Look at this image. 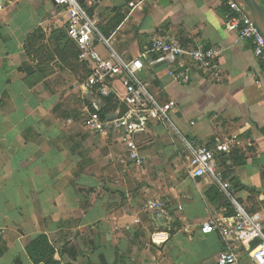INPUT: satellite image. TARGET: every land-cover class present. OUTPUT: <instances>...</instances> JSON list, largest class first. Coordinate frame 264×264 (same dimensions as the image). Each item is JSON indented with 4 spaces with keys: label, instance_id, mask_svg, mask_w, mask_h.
Segmentation results:
<instances>
[{
    "label": "crops",
    "instance_id": "1",
    "mask_svg": "<svg viewBox=\"0 0 264 264\" xmlns=\"http://www.w3.org/2000/svg\"><path fill=\"white\" fill-rule=\"evenodd\" d=\"M0 6V264H43L26 250L40 233L62 264H216L221 237L200 228L231 204L208 177H190L191 141L237 136L216 164L236 201L264 219V70L249 42L225 29L220 0H99L90 9L103 56L130 60L158 36L219 50L218 79L195 69L178 83L163 62L137 74L174 104L168 120L138 127L140 163L114 135L85 127L91 96L73 86L85 71L67 52L61 10L50 0ZM113 87L122 93L119 79ZM155 199L164 213L145 210ZM238 263L253 264L241 250Z\"/></svg>",
    "mask_w": 264,
    "mask_h": 264
},
{
    "label": "built area",
    "instance_id": "2",
    "mask_svg": "<svg viewBox=\"0 0 264 264\" xmlns=\"http://www.w3.org/2000/svg\"><path fill=\"white\" fill-rule=\"evenodd\" d=\"M50 1L61 10L65 36L75 46L77 61L87 70V74L73 84L82 93L91 96L90 108L84 120L85 127L94 132L114 135L125 145L129 157L135 163H140L134 140L138 127L148 119L168 120V113L174 104L171 100L158 99L150 92V82L141 80L137 74L146 66L163 62L170 77L178 83L188 82L195 69L203 75L218 79L216 57L219 50L200 45L183 47L174 39L158 36L151 38L144 50L130 60H123L113 51L103 56L95 50L94 41L95 38L102 42L107 40L99 33L97 20L90 14V9L99 0ZM220 1L228 10L225 29L235 32L240 40L249 42L253 56L264 70V37L238 3L234 0ZM129 5L134 7L132 2ZM117 79L122 86L121 94L113 87ZM110 96L125 107L123 113L119 107L104 115L99 113L104 105L103 98ZM237 142V136L230 135L215 141L211 146L205 143L195 145L192 141L189 144L190 177H208L225 193L232 207V214L203 222L200 231L204 234L217 232L221 237L223 248L217 256L216 264H239L240 250L245 252L253 264H264V219L258 213L247 212L236 201L230 180L216 164V156L229 153ZM145 210L164 213L165 203L159 199L150 200L145 204Z\"/></svg>",
    "mask_w": 264,
    "mask_h": 264
},
{
    "label": "trees",
    "instance_id": "3",
    "mask_svg": "<svg viewBox=\"0 0 264 264\" xmlns=\"http://www.w3.org/2000/svg\"><path fill=\"white\" fill-rule=\"evenodd\" d=\"M262 4L264 5V0H261ZM69 41V40H68ZM70 47L73 48L75 52V57H76V49L75 46L72 42H70ZM77 60V58H76ZM84 67V66H83ZM85 74H87V70L84 67ZM104 105L101 107L99 110V113L101 115H104L106 112L109 111H114L119 107V110L121 113L125 111V107L123 105H120L113 96L103 98ZM233 188L235 189V186L232 185ZM214 188L216 189L215 184L211 186L212 192L214 191ZM229 205V204H228ZM227 215L232 214V207L226 212ZM30 259L34 263H40L42 262L43 264H62L61 260L59 259V256L49 241L48 237L44 233H40L35 238L31 240V242L27 245L26 248Z\"/></svg>",
    "mask_w": 264,
    "mask_h": 264
},
{
    "label": "water",
    "instance_id": "4",
    "mask_svg": "<svg viewBox=\"0 0 264 264\" xmlns=\"http://www.w3.org/2000/svg\"><path fill=\"white\" fill-rule=\"evenodd\" d=\"M164 1V0H163ZM244 13L253 21L259 32L264 37V5L261 0H234ZM107 117H113L107 115Z\"/></svg>",
    "mask_w": 264,
    "mask_h": 264
},
{
    "label": "rangeland",
    "instance_id": "5",
    "mask_svg": "<svg viewBox=\"0 0 264 264\" xmlns=\"http://www.w3.org/2000/svg\"><path fill=\"white\" fill-rule=\"evenodd\" d=\"M67 52H69V55H70V57L72 58V59H74V62L76 61L75 60V52H74V50H73V48H71L69 45H68V47H67ZM73 68H75V66L73 67ZM229 202V201H228Z\"/></svg>",
    "mask_w": 264,
    "mask_h": 264
}]
</instances>
